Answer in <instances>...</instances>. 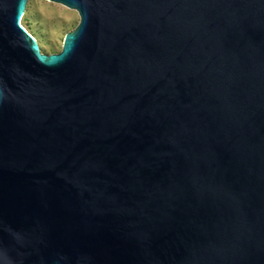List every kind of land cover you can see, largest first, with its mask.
<instances>
[{"label":"water","instance_id":"95a60500","mask_svg":"<svg viewBox=\"0 0 264 264\" xmlns=\"http://www.w3.org/2000/svg\"><path fill=\"white\" fill-rule=\"evenodd\" d=\"M0 0V264H264V0Z\"/></svg>","mask_w":264,"mask_h":264},{"label":"rangeland","instance_id":"374dc122","mask_svg":"<svg viewBox=\"0 0 264 264\" xmlns=\"http://www.w3.org/2000/svg\"><path fill=\"white\" fill-rule=\"evenodd\" d=\"M80 18L76 11L47 0H29L22 25L36 39L43 53L61 51L66 34L75 30Z\"/></svg>","mask_w":264,"mask_h":264}]
</instances>
